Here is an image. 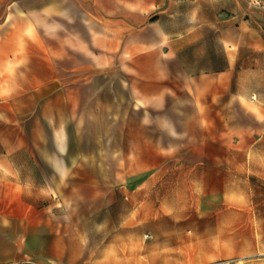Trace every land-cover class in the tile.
I'll list each match as a JSON object with an SVG mask.
<instances>
[{
    "label": "crops",
    "instance_id": "obj_1",
    "mask_svg": "<svg viewBox=\"0 0 264 264\" xmlns=\"http://www.w3.org/2000/svg\"><path fill=\"white\" fill-rule=\"evenodd\" d=\"M39 2L0 1L4 5L0 41L13 15L15 21L21 20L19 45L26 49L16 68L21 78L17 88L5 91L0 74V114L5 105L13 109L18 129L7 133L5 118L0 117V264H97L99 216L110 212L119 192L147 175L144 158L152 154L159 167L175 159L191 171L226 173L261 141L264 52L246 55L238 43L236 52L223 50V65L215 67L209 60L198 70L180 49L189 33L147 25V13L138 7H120L123 18L107 25L102 15L117 9L96 7L95 2L97 9L91 11L94 8L86 9L85 0H72L77 6L61 0L55 14L53 2ZM92 14L97 22L89 20ZM27 27L35 30L36 39L24 33ZM90 31L97 37L93 39ZM111 31L112 42L104 38ZM70 40L83 48L99 41L108 49L121 41L120 54L95 52L92 60L96 67L97 62L120 63L125 100L118 99L112 88L107 93L97 86V141L103 136L111 143L105 155L114 175L118 157L127 163L135 158L136 169L127 177L131 181L121 187L101 181L70 187L69 146L65 154L61 152L46 112L42 118L22 114L27 106L31 110L37 105L39 88L32 79L54 78L59 75L54 65L71 60ZM259 41L264 46V40ZM23 78L29 80L22 82ZM119 110L125 119L123 133L116 119ZM42 121L48 127L43 134L38 131ZM41 143H50V149ZM75 200L77 205L71 203Z\"/></svg>",
    "mask_w": 264,
    "mask_h": 264
},
{
    "label": "rangeland",
    "instance_id": "obj_2",
    "mask_svg": "<svg viewBox=\"0 0 264 264\" xmlns=\"http://www.w3.org/2000/svg\"><path fill=\"white\" fill-rule=\"evenodd\" d=\"M0 1L7 5L14 2ZM47 1L53 2L50 6L58 13L61 0ZM47 1L39 3L45 5ZM85 1L86 9L94 8L91 11L101 4L117 9L115 14L102 15L107 25H116L123 18L120 7L133 5L147 13V25L161 24L171 32L189 33L188 42L182 40L186 43L180 49L198 70L209 60L214 61L215 67L223 65V50L236 52L238 43L246 55L264 52L259 41L264 40V0L258 3L254 0ZM3 6H0V24L4 19ZM89 20L97 22L93 14ZM115 20L118 21L115 23ZM20 24L21 20H13L6 25V37L0 41V74L4 75L1 80L5 91L17 88L21 82L16 68L21 52L26 49L19 45ZM34 31L29 27L24 29L30 36ZM90 33L93 39L97 37ZM111 33L104 38L112 42ZM85 36L88 40V33ZM70 42L71 60L54 65L58 76L32 79L39 88L34 99L37 105L31 110L27 106L22 114L42 118L44 111L49 122L66 126L70 187L91 181L117 183L121 187L131 181L127 177L136 169L132 165L135 158L128 159L127 163L125 157H118L114 175L110 172L111 159L105 155L111 143L103 136L97 141V86L107 93L112 88L113 94L124 101L126 91L121 84L120 63L97 62L96 67L92 61L95 52L120 54L121 41L116 48L109 49L99 41L93 45L87 43L84 48L77 40ZM32 52L36 53V49ZM1 111L6 132L17 133L13 109L5 105ZM117 112L116 119L123 133L125 119L120 117V110ZM46 129L43 121L40 122L38 131L43 134ZM43 144L50 149V143L40 145ZM241 158L226 173L191 171L175 159H167L159 167L152 154L144 158L148 163L147 175L135 181L132 188L119 192L110 212L99 216L97 264H264V133L246 158L243 161Z\"/></svg>",
    "mask_w": 264,
    "mask_h": 264
},
{
    "label": "bare ground",
    "instance_id": "obj_3",
    "mask_svg": "<svg viewBox=\"0 0 264 264\" xmlns=\"http://www.w3.org/2000/svg\"><path fill=\"white\" fill-rule=\"evenodd\" d=\"M14 18L15 17L11 15L8 19V22L12 23ZM51 126H52V131H53L56 143L59 149L61 150V152L65 154L68 148V140H69L67 128L64 124L55 126L52 120H51Z\"/></svg>",
    "mask_w": 264,
    "mask_h": 264
},
{
    "label": "built area",
    "instance_id": "obj_4",
    "mask_svg": "<svg viewBox=\"0 0 264 264\" xmlns=\"http://www.w3.org/2000/svg\"><path fill=\"white\" fill-rule=\"evenodd\" d=\"M254 1L258 3V2H260L261 0H254Z\"/></svg>",
    "mask_w": 264,
    "mask_h": 264
}]
</instances>
